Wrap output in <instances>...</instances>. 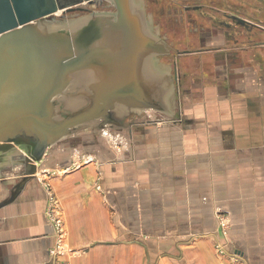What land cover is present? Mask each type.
<instances>
[{
    "label": "crops",
    "instance_id": "1",
    "mask_svg": "<svg viewBox=\"0 0 264 264\" xmlns=\"http://www.w3.org/2000/svg\"><path fill=\"white\" fill-rule=\"evenodd\" d=\"M242 38L178 61L176 124L148 110L129 142H60L14 196L0 186V264H264V43Z\"/></svg>",
    "mask_w": 264,
    "mask_h": 264
},
{
    "label": "water",
    "instance_id": "2",
    "mask_svg": "<svg viewBox=\"0 0 264 264\" xmlns=\"http://www.w3.org/2000/svg\"><path fill=\"white\" fill-rule=\"evenodd\" d=\"M104 1L113 12L55 17ZM227 1L264 15L259 0ZM168 54L165 40L149 30L141 0H0V186L6 198L34 177L49 151L87 126L119 134L145 122L148 110L176 124L175 78L158 58Z\"/></svg>",
    "mask_w": 264,
    "mask_h": 264
},
{
    "label": "flooded vegetation",
    "instance_id": "3",
    "mask_svg": "<svg viewBox=\"0 0 264 264\" xmlns=\"http://www.w3.org/2000/svg\"><path fill=\"white\" fill-rule=\"evenodd\" d=\"M223 1L225 6L227 0ZM259 1L264 4V0ZM190 2H192V4ZM103 3L104 2L97 7L102 6ZM141 5L143 6L146 22L149 25L151 33L158 36V38L164 39L165 43L169 46L170 54L158 58L160 63L167 66L170 70V74L174 76L176 90H178V82L187 76L186 73L179 72L178 61L184 59L188 55L194 54V52H201L200 50L202 48L198 50L194 49V45H202L204 38L209 33L225 30L234 35L237 39L243 37L241 39L242 43L251 44L256 41L252 36L256 34L257 31L264 30V27L260 26L255 20L247 19L244 16L232 12V9H230L231 7L226 6L224 9H221L217 6L200 2L199 0H141ZM151 6H156V10H150L149 8ZM84 8L85 10H82L84 13L73 17L77 18L92 11L86 6ZM165 17H170L171 21H173V23L171 22L172 32L176 33L177 36L173 34L170 36L163 33L162 26ZM232 17L243 19L248 22V25L243 26L239 24L237 20L232 19ZM182 35H186V38H183ZM260 42L264 43V39ZM185 45H187V47H184ZM85 131L94 132L93 128L90 126H87L81 132ZM93 134H95V136L99 135V133L96 132ZM66 141L76 142L75 139H66Z\"/></svg>",
    "mask_w": 264,
    "mask_h": 264
},
{
    "label": "rangeland",
    "instance_id": "4",
    "mask_svg": "<svg viewBox=\"0 0 264 264\" xmlns=\"http://www.w3.org/2000/svg\"><path fill=\"white\" fill-rule=\"evenodd\" d=\"M203 3H206L208 5H214V6H217L221 9H224L226 6L228 7H231L230 9H232L231 11L232 12H235L236 14H239L241 16H244V17H247L248 19H254L255 21H259L257 22L260 26L264 27V15H254L252 12L250 11H246V10H242V9H239L237 7H235L232 3L230 2H226L225 6H224V1L223 0H202ZM86 7H88L90 10L92 11H96V12H99V11H113V6L110 4V2H107V1H104L103 5L100 6V7H97L95 5H92V6H88V5H84ZM150 10H153L155 11L156 10V6H151L149 8ZM81 13H84L83 11H74L72 13H66V15H62V13H57L55 15L56 19L58 18H62V17H66V16H76L78 14H81ZM171 22L173 23V21H171L170 17H165L164 20H163V26H162V31L163 33H166L168 35L171 36V34H173L174 36L177 34L172 32V28H171ZM175 27V26H174ZM259 32H262V31H258ZM254 34L252 36L253 39H258L259 41H261L262 39H264V36L263 35H260V33L258 34ZM186 35H187V32H186ZM186 35H182L183 38H186ZM184 47H187V45H185ZM183 48V47H181ZM107 131L108 132V135L107 134H104V132ZM115 134H118V133H115ZM88 135H91V132H79L78 134H76L75 136H72L71 138L69 137L67 140H70V139H75L76 142H81L82 140V137H86ZM104 136V137H103ZM110 136H113L112 135V131L108 130V129H105V130H102L100 132V135H96L97 139L99 140H103V139H110ZM118 140L117 141H111L109 140V142H129L128 139L125 138V135L124 133H119L118 134ZM80 140V141H79ZM63 142H67L66 140L63 141Z\"/></svg>",
    "mask_w": 264,
    "mask_h": 264
},
{
    "label": "built area",
    "instance_id": "5",
    "mask_svg": "<svg viewBox=\"0 0 264 264\" xmlns=\"http://www.w3.org/2000/svg\"><path fill=\"white\" fill-rule=\"evenodd\" d=\"M105 130V129H104ZM104 134L108 135V132L105 131ZM113 136H110L111 141H117L118 140V134H114L112 133ZM121 143V142H120ZM52 209L50 210V213L52 215H58V211H57V207H56V202L52 199ZM217 213V221H218V229H219V233L221 235V237L223 238L224 241H226V239L228 238L229 235V230H230V226H229V218L227 217V214L225 212H222L221 210H216ZM54 220L59 221L58 218H54ZM216 249L218 251V253L220 254H224L226 252L225 249V245L223 242L220 241H216ZM58 255V254H56ZM53 264H65V263H60L57 260H54V262H52Z\"/></svg>",
    "mask_w": 264,
    "mask_h": 264
},
{
    "label": "bare ground",
    "instance_id": "6",
    "mask_svg": "<svg viewBox=\"0 0 264 264\" xmlns=\"http://www.w3.org/2000/svg\"><path fill=\"white\" fill-rule=\"evenodd\" d=\"M60 13V12H59Z\"/></svg>",
    "mask_w": 264,
    "mask_h": 264
}]
</instances>
